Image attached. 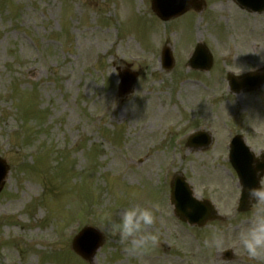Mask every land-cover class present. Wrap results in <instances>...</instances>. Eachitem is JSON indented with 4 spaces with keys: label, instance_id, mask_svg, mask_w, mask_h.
I'll return each instance as SVG.
<instances>
[{
    "label": "rangeland",
    "instance_id": "rangeland-1",
    "mask_svg": "<svg viewBox=\"0 0 264 264\" xmlns=\"http://www.w3.org/2000/svg\"><path fill=\"white\" fill-rule=\"evenodd\" d=\"M203 1L199 12L166 25L152 17L150 0H0V158L9 168L0 264H87L70 250L86 225L105 237L92 264H264L237 242L258 206L235 211L239 185L225 149L238 134L252 152L264 150V86L235 95L226 82L238 67L242 74L264 65V12ZM155 34L174 48L169 72ZM196 40L210 48L209 73L186 69ZM126 65L139 75L131 93L114 100L116 68ZM193 127L211 136L206 150L186 149L181 136ZM168 173L212 202L217 221H178ZM133 202L159 204L150 231L161 237L136 256L102 226L106 213L119 219ZM210 225L227 229L222 251L202 248Z\"/></svg>",
    "mask_w": 264,
    "mask_h": 264
},
{
    "label": "water",
    "instance_id": "water-1",
    "mask_svg": "<svg viewBox=\"0 0 264 264\" xmlns=\"http://www.w3.org/2000/svg\"><path fill=\"white\" fill-rule=\"evenodd\" d=\"M256 4L257 5L255 6H244H246L247 10L252 9L253 11H262L264 9V0H256ZM163 9H165V7L161 5L160 8V4H158L154 7L153 10L160 18L168 19L169 17L182 13L186 8L183 6L170 12ZM199 49L203 50L206 53L204 47H199ZM210 61V57L207 56V59H205L204 61V66H199V69H209ZM194 63L198 64L200 63V60L197 58L195 60L192 59L191 64H193V66ZM123 80L124 82L121 94H125L129 91L133 81V77L127 75L123 78ZM229 80L234 92L241 89L252 90L264 83V71L262 75L259 76L249 75L241 79L230 77ZM238 149L239 150L237 151H234L235 149L233 150V152L231 153L230 161L234 163L236 159L241 158L239 166H237L235 169L239 175L240 183L241 185H243L240 211H246L251 204L248 198L247 190L252 187H258L259 181L263 176H258L257 170L264 172V153L261 155L262 162L259 164L258 162L252 160L253 158L252 156H250L251 154L249 153L248 148L243 146L242 143L240 144ZM7 171L8 167L5 165L4 161L0 160V190L2 188L3 180L6 176ZM170 201L174 206V214L181 221L187 222L189 225L202 226L207 221L214 219V210L211 204L207 201H196L192 196V191L188 188L187 184H185L182 178L180 183H176L171 186ZM102 243L103 238L97 230L93 228H86L75 238L72 244V249L84 260L90 261L94 256L96 250L102 245Z\"/></svg>",
    "mask_w": 264,
    "mask_h": 264
},
{
    "label": "clouds",
    "instance_id": "clouds-1",
    "mask_svg": "<svg viewBox=\"0 0 264 264\" xmlns=\"http://www.w3.org/2000/svg\"><path fill=\"white\" fill-rule=\"evenodd\" d=\"M238 68L240 74L242 69ZM262 151L264 150L253 153L256 162L261 161ZM257 175H264V172L257 170ZM242 189L243 185H241V192ZM247 191L250 202L258 207L253 216L248 219L247 225L239 229L237 242L249 259L260 260L264 259V185L249 188ZM158 211L159 204L142 206L133 202L123 208L119 219H115L111 213H106L102 226L112 235L119 237L120 241L126 245V251L130 256L146 254L161 244L159 231H150L157 223ZM209 227L210 231L202 241V248L222 251L227 239V229L223 225Z\"/></svg>",
    "mask_w": 264,
    "mask_h": 264
},
{
    "label": "bare ground",
    "instance_id": "bare-ground-1",
    "mask_svg": "<svg viewBox=\"0 0 264 264\" xmlns=\"http://www.w3.org/2000/svg\"><path fill=\"white\" fill-rule=\"evenodd\" d=\"M122 11H123V9H122ZM155 39H157V35H156Z\"/></svg>",
    "mask_w": 264,
    "mask_h": 264
}]
</instances>
